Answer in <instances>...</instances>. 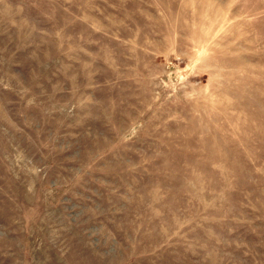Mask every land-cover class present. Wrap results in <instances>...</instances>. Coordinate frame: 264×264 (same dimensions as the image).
Segmentation results:
<instances>
[{
	"label": "rangeland",
	"instance_id": "374dc122",
	"mask_svg": "<svg viewBox=\"0 0 264 264\" xmlns=\"http://www.w3.org/2000/svg\"><path fill=\"white\" fill-rule=\"evenodd\" d=\"M0 264H264V0H0Z\"/></svg>",
	"mask_w": 264,
	"mask_h": 264
}]
</instances>
